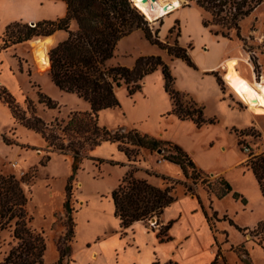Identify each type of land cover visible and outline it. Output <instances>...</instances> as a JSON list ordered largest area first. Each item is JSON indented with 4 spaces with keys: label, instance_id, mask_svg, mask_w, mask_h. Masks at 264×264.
<instances>
[{
    "label": "rangeland",
    "instance_id": "obj_1",
    "mask_svg": "<svg viewBox=\"0 0 264 264\" xmlns=\"http://www.w3.org/2000/svg\"><path fill=\"white\" fill-rule=\"evenodd\" d=\"M172 1L177 5V11L152 23L144 16L143 19L161 43L185 44L184 48L195 69L149 44L140 30H137L138 34L130 35L118 43L116 61L129 65L139 57L158 54L170 69L174 79L173 88L184 96V102L191 105L192 101L203 108V117L213 120V124L197 128L193 122L181 121L170 114V100L159 69L147 76L145 88L142 87L140 92L131 97L125 87L117 89L119 108L100 112L98 125L108 131L121 130V133L136 129L142 134L154 136L152 138L158 141L180 147L194 164L202 168L200 170L207 175L208 182L194 183L184 178L179 181L163 179L166 188H170V195L176 198L180 191L190 195L211 193L208 184L216 188L214 183L218 179L217 175H211L213 172L232 167L241 159L244 167L253 157L264 155V116H251L246 111L245 106L226 86L223 68L219 67L215 71L222 83L223 97L216 94L205 81L206 78H203L205 82L199 80L200 68L209 64L220 52L227 51L225 60L240 59L231 67L236 68L241 76L249 81H261L264 76V3L240 22V36L244 42L234 32L230 33L229 38H223L227 42H222V37L213 33L222 32L223 29L212 24L207 13L186 0ZM62 12V7L45 0H0V44L9 23H30L31 18L55 20ZM203 22L211 25L206 28ZM64 35L67 36L65 32L52 35L54 44ZM30 43L14 45L0 53V137L11 154L4 155L8 154V149L0 145V172L13 175L20 181L28 199L26 212L31 218L28 226L40 234L45 242L42 262L56 264L61 250L65 253V261L71 247L83 249L87 241L115 229L111 193L126 173L131 172L135 178L141 166L152 165L142 161L140 151L134 161L124 165L121 161H125V155L118 150L117 144L103 143L94 149L82 151L78 168L73 171L70 153L61 155L49 147L39 134L16 121L9 102L18 106L26 118L34 115L46 124L55 121L66 123L73 113L89 111L86 102L74 94L59 91L52 84L48 66L42 69L36 66ZM53 45L49 47L48 55ZM40 96L48 97L56 107L48 109L40 102ZM240 141L248 142L250 155L242 151ZM161 151L160 155L156 151L151 153L163 160L171 154L167 146H163ZM97 160L103 162L99 164ZM11 163H15L16 168H12ZM68 184L70 220L64 209ZM246 187L247 192L253 190V184L250 183L239 186L241 189ZM218 211L228 215L237 225L249 228L255 226L259 215L236 216V207L230 201H223ZM159 219L153 217L144 222L155 225L158 234L163 227ZM71 229L72 234L69 233ZM165 234L167 236V232ZM235 238L233 243L237 240ZM224 239L227 242V237ZM15 246L12 230L1 231L0 264ZM216 258L217 264H264V230L255 227L243 232L241 244L230 249H218Z\"/></svg>",
    "mask_w": 264,
    "mask_h": 264
},
{
    "label": "trees",
    "instance_id": "obj_2",
    "mask_svg": "<svg viewBox=\"0 0 264 264\" xmlns=\"http://www.w3.org/2000/svg\"><path fill=\"white\" fill-rule=\"evenodd\" d=\"M52 1H62L65 4V15L55 20H40L35 23L21 21L9 23L1 37L0 53L14 45L49 37L56 32H65L66 38L56 42L49 51V76L59 91L74 94L86 102L89 111L73 113L66 123L55 121L53 124H46L34 115L26 118L18 106L9 102L14 119L39 134L49 147L61 155L70 153L73 171L78 168L82 151L94 149L103 143L117 144L118 150L124 153L128 161H134L141 149L154 152L167 146L171 154L164 157V160L179 166L186 179H191L194 183L199 181L207 183V175L199 170L177 145L158 141L136 129L124 130L121 133V130L108 131L98 125L100 112L119 108L117 89L125 87L128 96L131 97L141 91L144 78L159 69L164 79V90L172 102L170 114L181 121L193 122L197 128L213 124V120H206L203 117V108L192 101L191 105L184 102V96L173 88L174 79L169 67L159 56L139 57L132 68L110 65V61L116 56L118 43L137 30L143 33L149 44L195 69L187 49L177 43L163 44L154 37L147 22L131 5L130 0ZM186 1L202 9L211 17L212 24L223 29L222 32H214L215 36L229 38L230 33L234 32L242 42L244 39L240 36V22L264 3V0ZM73 24L76 25L74 30ZM209 25L211 23L203 22L204 27L207 28ZM210 75L214 76L223 90L218 73L212 72ZM40 102L48 109L56 107V104L46 96H40ZM29 106L31 108V105ZM97 162L101 164L103 161ZM245 167L252 171L264 197V155L253 157ZM210 184L208 185L211 193L218 200L232 192L223 177L215 181L216 188H212ZM66 192L64 209L69 219V184ZM232 197L240 199L243 204L246 203L237 193H233ZM111 200L114 217L119 220L120 228L127 229L135 222L150 220L153 217L160 218L163 210L173 203L175 198L170 195V188L162 190L153 187L146 180L134 178L130 172L124 175L113 190ZM27 202L20 181L13 175H3L0 172V232L12 230V238L16 241V246L9 251L1 264H43L45 242L40 234L28 226L31 218L26 212ZM215 216L216 214L213 215ZM229 223L234 226L231 221ZM170 225V223L164 225L157 234L160 242L169 240L165 233L168 232ZM235 228L239 232H245L236 226ZM256 229L264 230V220L257 224ZM69 233L72 234V229ZM64 256L65 253L61 250L56 264H63ZM211 264H217V258Z\"/></svg>",
    "mask_w": 264,
    "mask_h": 264
},
{
    "label": "crops",
    "instance_id": "obj_3",
    "mask_svg": "<svg viewBox=\"0 0 264 264\" xmlns=\"http://www.w3.org/2000/svg\"><path fill=\"white\" fill-rule=\"evenodd\" d=\"M45 1L54 2L55 5L62 7L63 12L58 18L65 15L66 6L62 1ZM29 21L35 23L40 20L31 18ZM72 26L73 29L76 28L75 24ZM135 33L138 34L135 31L131 35ZM65 38L64 35L58 41ZM58 41H55V43ZM221 41L227 42L223 38ZM181 46L184 48L185 44ZM226 54L227 51L220 52L209 64L200 68L201 77H199L201 82L208 81L209 86L222 97L221 87L210 73L219 69L221 63L225 61ZM230 59L233 58L226 60ZM116 60L115 56L110 61V65L132 68L135 63L127 65L118 63ZM147 78L145 77L143 80V88L147 85ZM203 78H206L205 81H203ZM171 108L172 102L170 100V111ZM245 128L248 127L243 129ZM0 145L2 148L8 149V154L4 155L10 156L9 147L2 142L1 137ZM182 148L187 150L183 146ZM140 152L142 161H148L152 166H141V169L135 174L136 179L146 180L151 186L162 190L166 188L163 179L173 181L186 179L179 166L158 158L146 149H141ZM124 160L121 163L128 164V159L125 156ZM242 163L243 159L232 167L211 174L213 176L217 175V178L223 177L232 189V192L221 200H218L213 193L208 192H199L197 195L186 194L183 191L177 193L175 201L163 210L159 219L161 226L171 224L167 232L168 241H159L155 225L138 221L127 229H121L119 220L115 218L116 226L114 230L87 241L83 249H73L71 247L70 254L65 258L63 264H167L169 262L175 264H211L217 256L218 249H230L232 246L242 243L243 233L239 232L235 226L246 232L252 230L264 220L263 194L252 171L245 166L243 167ZM195 165L199 170H202L198 164L195 163ZM148 172L152 174L149 175ZM247 183L253 184L252 191L247 192V187L245 189L239 188L240 185ZM233 193L239 194L246 203L243 204L240 199H234L232 197ZM223 201H230L236 207V216L249 215L252 217L253 214H259L256 217L255 226L251 228L239 226L228 215L220 213L218 207ZM214 214L222 216L216 219V216L213 217ZM224 237H227V242H225ZM233 237H237L234 243Z\"/></svg>",
    "mask_w": 264,
    "mask_h": 264
},
{
    "label": "bare ground",
    "instance_id": "obj_4",
    "mask_svg": "<svg viewBox=\"0 0 264 264\" xmlns=\"http://www.w3.org/2000/svg\"><path fill=\"white\" fill-rule=\"evenodd\" d=\"M131 1L140 14L151 23L178 10L172 0H154L153 2L147 0L145 3H142V0ZM30 45L33 48L36 66L40 69L49 67L48 50L53 45L52 37L37 39ZM239 60L233 58L221 63L220 67L224 71L223 80L251 116H264V76L260 82L245 79L236 68L231 67L232 64L236 65Z\"/></svg>",
    "mask_w": 264,
    "mask_h": 264
},
{
    "label": "built area",
    "instance_id": "obj_5",
    "mask_svg": "<svg viewBox=\"0 0 264 264\" xmlns=\"http://www.w3.org/2000/svg\"><path fill=\"white\" fill-rule=\"evenodd\" d=\"M239 145H240V147H241V149H242V151L245 153V154H248V155H250V147H249V145H248V142H245V141H240L239 142ZM16 164L15 163H11V167L12 168H16Z\"/></svg>",
    "mask_w": 264,
    "mask_h": 264
},
{
    "label": "water",
    "instance_id": "obj_6",
    "mask_svg": "<svg viewBox=\"0 0 264 264\" xmlns=\"http://www.w3.org/2000/svg\"><path fill=\"white\" fill-rule=\"evenodd\" d=\"M146 1H147V0H142V3H145ZM153 1H154V0H151V2H153ZM130 2H131L132 5L134 4L132 1H130ZM133 7H135V6L133 5ZM135 8H136V7H135ZM161 152H162L161 150L156 151V153L159 154V155L161 154Z\"/></svg>",
    "mask_w": 264,
    "mask_h": 264
}]
</instances>
